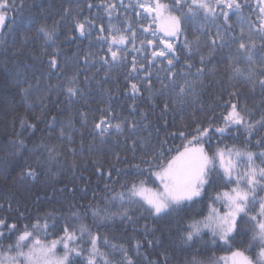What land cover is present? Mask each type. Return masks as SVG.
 I'll list each match as a JSON object with an SVG mask.
<instances>
[{
  "label": "trees",
  "instance_id": "obj_1",
  "mask_svg": "<svg viewBox=\"0 0 264 264\" xmlns=\"http://www.w3.org/2000/svg\"><path fill=\"white\" fill-rule=\"evenodd\" d=\"M141 2L147 4L150 0ZM239 2L244 6L239 13H231L227 23L219 14L220 8L214 19L200 13L185 20L183 35L173 40L177 57L172 67L176 73L174 85L167 60L153 61V46L146 43V52L132 51V44H128L121 53L126 60L112 61L108 51L110 22L121 29L132 25L138 37L136 49H141V40L153 38L141 28L149 24L156 28L151 17L137 15L142 9L130 6H135L137 0H123V5L120 0H15V7L7 12V26L0 29V220L16 227L10 231L0 225V231L10 237L0 238V242L14 243L25 226L31 231L38 219L43 225L48 218L47 235L38 233L42 240L58 239L66 225L78 227L86 223L94 233L122 245L133 264H190L193 258L202 264H225L219 258L230 257L237 249L255 259L258 247L252 241L253 225L246 220L239 224L238 234L230 244L218 239L213 243L207 229L194 242L185 244L182 239L194 220L207 215L209 197L224 189L218 178H214L212 186H206L199 202L186 203L159 217L141 203L122 206L119 200L110 199L142 179L155 187L143 160L158 163L152 153L161 150L163 141H167L163 144L166 157L175 155L177 148L183 150L187 141L179 133L184 131L191 139L197 124L223 127V117L231 111L232 104L237 105L247 122L254 124L253 135L249 139L243 128L232 127L222 141L218 133L211 134V141L206 139L204 143L205 150L212 154L218 145L233 144L254 152L261 150L256 140L264 137V128L255 122L264 117V89L254 81L261 78L264 68V40L258 31L264 16L257 0ZM109 3L117 5L112 17L104 9ZM212 3L215 6V0ZM79 23L86 25L84 35L77 28ZM41 25L54 30V42L38 31ZM101 26L104 31H100ZM218 31L224 37L223 47L219 40L215 46L210 43ZM233 39L255 43L251 65L243 53L237 52L238 44ZM186 41L191 52L185 47ZM52 56L57 58V68L50 67ZM201 56L205 58L203 64ZM134 57L137 72H131ZM141 63L143 68L139 67ZM188 64L192 65L190 69ZM234 67L252 71V79L235 75ZM197 68L204 71L197 73ZM72 77L79 91L70 98L66 86ZM186 80L192 87L185 85V93L178 96V86ZM22 89H28L27 95ZM101 120L121 124V131L113 127L101 137L94 127ZM21 121L26 122L23 127ZM19 140L24 141L21 148L16 147ZM49 148L54 151L50 153ZM137 164L144 175L136 171ZM28 169H33L35 175H27ZM240 170H245L243 163ZM215 206L225 211L220 203ZM95 207L105 210L101 219L93 218ZM125 210L127 217L121 215ZM74 212L80 220L74 219ZM84 247L89 245L85 243ZM101 251L110 254L113 264H122L119 251ZM57 252L62 255V246L58 245ZM227 264H231L230 260Z\"/></svg>",
  "mask_w": 264,
  "mask_h": 264
},
{
  "label": "snow or ice",
  "instance_id": "obj_2",
  "mask_svg": "<svg viewBox=\"0 0 264 264\" xmlns=\"http://www.w3.org/2000/svg\"><path fill=\"white\" fill-rule=\"evenodd\" d=\"M120 3L123 5V0H120ZM257 3L260 6L261 16H264V0H257ZM130 6L142 9V12H138L137 15L146 14L145 19L151 17V23L156 24V28L152 29L151 24L148 27L141 25V28L144 33L150 34L153 38L146 41L141 40V49H136L135 42L138 37L132 25L128 24L126 28L121 29L110 22L109 33L111 39L108 51L111 53L112 61L126 60V55L121 53L128 44H132V51L146 52L147 48L144 47L146 43L153 46L151 52L153 61L159 58L167 60L169 76L175 85L176 73L172 71V67L177 57L173 40L183 35L185 20L196 18L200 13H203L205 18L211 17L214 19L217 16V8H220L219 14L224 17L225 23H227L230 14L239 13L244 5L239 0H215V6L212 0H190V3L188 0H171V3H166L164 0H150L147 4L137 0L135 6ZM14 7L15 0H12L11 3L9 0H0V29L7 26V12ZM89 7H92V5H89ZM104 9L109 17H112L113 13L117 11V5L109 3L104 5ZM224 9H227V11ZM89 27H91V23ZM229 27L231 26L229 25ZM77 28L81 35L85 34L86 25L84 23H79ZM251 28L250 25V31ZM38 31L44 34L46 40L54 42V30L41 25ZM100 31H104L103 26L100 27ZM258 31L261 34V40H264V19L261 20ZM241 32L243 33V28ZM158 33H162L163 36H159ZM218 40L220 41L219 46L223 47L224 37L219 31L216 33V38L212 39L210 43L215 46ZM198 41L199 38H197V43ZM232 42L238 44L237 52L243 53L251 65L253 63L252 50L256 47L255 43L249 41L246 44L243 40L236 39H233ZM114 45L117 46V50H113ZM161 45L162 47H160ZM185 47H188L189 52H191V47L187 41ZM262 48H264V45H262ZM145 59L147 60L148 57L145 56ZM204 61V56H201V64ZM104 62L108 63V60ZM261 64L264 65V55L261 56ZM58 66L57 58L52 56L50 67L57 68ZM139 67L143 68L144 65L141 63ZM187 67L190 69L192 65L188 64ZM137 71V60L134 57L131 72ZM196 71L201 73L204 69L197 68ZM233 72L238 76H246L249 80L253 76L252 71L241 70L238 67H234ZM150 75L149 73V77ZM260 77L254 83L258 82L261 89H264V68H262ZM148 83L150 86V79ZM185 85L189 88L192 87L186 80L184 84L178 86V96L185 93ZM132 89L137 92V85L133 84ZM78 91L75 77L70 78L66 86L68 96L70 98L74 97L78 94ZM22 92L27 95L28 89H22ZM167 107V104H165V111ZM223 119V127L213 128L211 124L204 127L197 124L190 133L191 139H188L189 134L181 131L179 135L187 143L183 145V150L177 148L175 155L170 157L165 156L163 144H166L167 141H163L161 150L158 153H152L153 159L159 161L158 163H153V160H143V163L148 164L149 179L156 186L150 187L148 186V180L142 179L138 183H132L126 191L114 193L110 199L112 201L119 200L122 206L125 203H141L142 206H147V210L152 215L159 217L176 211L186 203L199 202L206 193V186H212L214 178H218L223 183L224 189L217 191L215 196L209 197L207 215L202 220H194L188 226V229L182 235L184 243L194 242L196 238L201 236L203 230L207 229L212 234L213 243H216L218 239L224 244H230L238 234L239 224L246 220L253 225L252 241L258 247L255 259L239 249L232 251L230 257H220L219 259L224 261L225 264L229 260L231 264H264V195H262L264 194V137L256 140V146L261 149L258 152L248 150L247 147H237L233 144L231 146L223 145L222 147L218 145L215 151L209 154L204 148V143L206 139L209 142L211 141V134L218 133L222 141L224 135L232 127L243 128L246 137L249 139L254 133V124L245 120L236 104L231 105V111ZM25 123V121H21V126L23 127ZM255 123L264 128V117ZM28 127L34 129L35 125H28ZM94 127L99 130L101 137L107 135L113 127L117 132L121 131V124L112 125L106 120H101ZM131 127L135 128L136 125L133 124ZM61 135H64L63 129H61ZM169 135L173 134L169 133ZM15 143L17 148L24 145L23 140ZM48 151L51 153L54 148H49ZM71 151L75 152V149H71ZM167 151L170 153L172 150L168 149ZM241 163L245 165L244 171L240 170ZM134 167L140 175H144V170H141L139 164ZM26 174L34 176L35 171L28 169ZM108 176H111V171L108 172ZM107 187L106 184L105 188L107 189ZM217 203H220L225 211L221 212L215 206ZM104 212L105 210L99 207L93 208V218L101 219ZM121 215L127 217V210ZM73 217L75 220L81 219L76 212L73 213ZM47 219L45 218L43 225L38 219L32 225L31 231L28 230V226H25V230L16 236L14 243L5 245L0 242V264H77V258H79V264H113V261L109 258L110 254L101 251V248L111 249L113 252L119 251L123 255L122 264H133L127 250L122 245L111 243L107 236H102L98 232L94 233L86 223H80L78 227L66 225L63 228V235L58 239L42 240L39 238L38 233L43 231L47 235L49 229ZM0 225L8 227L10 231L16 227L15 225H6L4 220H0ZM52 227H55V224ZM0 238L10 239V237H5L3 231H0ZM85 243L89 245L88 248L84 247ZM58 245L62 246V255L57 252ZM136 247L138 250L140 245L137 244ZM25 249L27 250L25 251ZM190 264H202V262L193 258Z\"/></svg>",
  "mask_w": 264,
  "mask_h": 264
},
{
  "label": "rangeland",
  "instance_id": "obj_3",
  "mask_svg": "<svg viewBox=\"0 0 264 264\" xmlns=\"http://www.w3.org/2000/svg\"><path fill=\"white\" fill-rule=\"evenodd\" d=\"M231 262V261H230Z\"/></svg>",
  "mask_w": 264,
  "mask_h": 264
}]
</instances>
